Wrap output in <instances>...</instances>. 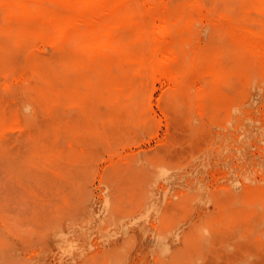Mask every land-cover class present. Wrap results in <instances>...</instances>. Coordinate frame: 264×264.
<instances>
[{
	"label": "rangeland",
	"instance_id": "rangeland-1",
	"mask_svg": "<svg viewBox=\"0 0 264 264\" xmlns=\"http://www.w3.org/2000/svg\"><path fill=\"white\" fill-rule=\"evenodd\" d=\"M154 1L120 6L143 40L116 35L151 56L166 27L173 78L119 56L92 65L51 43L48 22L0 5V264H264V64L229 28L263 32L264 14L247 0Z\"/></svg>",
	"mask_w": 264,
	"mask_h": 264
},
{
	"label": "bare ground",
	"instance_id": "bare-ground-1",
	"mask_svg": "<svg viewBox=\"0 0 264 264\" xmlns=\"http://www.w3.org/2000/svg\"><path fill=\"white\" fill-rule=\"evenodd\" d=\"M47 0H0V5L4 6L6 14L8 17L13 18L16 16H20L23 20L26 19H34L38 18L41 19L45 22H48L52 26V30L47 34L48 39L51 41L53 44H57L58 42H74L76 43V47L80 48L87 56V60H89V63L92 65H96L97 62L100 60L103 61L106 64H109L112 62L111 60L113 59L114 56L118 58V56L126 61V62H131V61H138V63L141 65L140 70L142 71L143 67H148L151 70V73L153 75V79H156L160 75H165L168 78H173L172 77V72L170 69H166L168 64L170 63L171 57H167L166 53L164 52V40H163V34L166 33L167 28L162 27L159 32H157L161 37L158 35H153L152 40L154 42V46L152 47V55L147 56L144 53H136V54H131L129 51V48L122 42L121 39L118 38L116 35V32L118 31L117 29L119 27H124V26H131L133 29L135 28L136 33H137V38L139 41L143 40L147 35L148 32L146 31V26L145 24L136 19L135 15L132 13H123L120 10V6L123 4H128L130 0H49L51 2V6L47 5L45 2ZM144 1V0H143ZM147 0H145L146 3ZM156 2L158 0H155ZM154 1V2H155ZM189 1V0H188ZM197 2L196 0H194ZM245 1V0H244ZM149 2V0H148ZM153 2V1H152ZM154 3L155 8L157 7L159 10V4ZM194 2V5H195ZM162 4V0L160 2ZM193 3V2H192ZM191 3V4H192ZM130 4V3H129ZM153 3H151L152 5ZM157 4V5H156ZM160 4V5H161ZM197 4V3H196ZM235 4V3H234ZM230 4V5H234ZM220 5V4H219ZM223 5V4H222ZM221 5V6H222ZM254 7L257 11L261 12L264 14V0H247V7ZM159 6V7H158ZM163 6V5H162ZM193 6V5H192ZM196 6V5H195ZM153 7V6H152ZM199 7V6H198ZM196 10H199L198 8ZM217 7V6H216ZM194 8V7H193ZM150 9V8H148ZM162 9V8H161ZM223 9V7H222ZM225 9V8H224ZM132 11V9H131ZM140 11V10H139ZM158 12V11H157ZM198 12V11H196ZM204 12H206L204 10ZM135 13V12H134ZM159 13V12H158ZM201 13V9L199 11V15ZM156 14V13H155ZM213 14V13H212ZM216 14V12L214 13ZM220 14V12H219ZM218 14V15H219ZM1 15V14H0ZM202 15H205V13H202ZM221 15V14H220ZM219 15V16H220ZM223 16V15H222ZM225 16V15H224ZM259 16H261L259 14ZM258 16V17H259ZM154 18V16H153ZM157 18V17H156ZM155 18V19H156ZM159 18V17H158ZM157 18V19H158ZM163 18V17H162ZM209 18V16L207 17ZM206 18V19H207ZM211 19L213 18L210 16ZM221 18V17H219ZM225 18V17H224ZM231 18V17H230ZM260 18V17H259ZM262 18V17H261ZM153 20L154 22L157 20ZM202 19V17H201ZM159 20V19H158ZM200 20V16L199 19ZM216 20V19H215ZM219 20V19H218ZM217 22L219 23V21ZM224 20V19H220ZM261 20V19H260ZM150 21V20H149ZM152 21V22H153ZM212 21V20H211ZM227 22V19L224 20ZM264 22V20H262ZM153 22V23H154ZM158 22V21H157ZM201 22H203L201 20ZM206 22V21H204ZM210 22V20H209ZM262 22V23H263ZM42 23V22H41ZM208 23V20L207 22ZM221 23V22H220ZM229 23V22H228ZM241 23V21H240ZM155 24V23H154ZM152 24V25H154ZM158 24V23H157ZM162 24V23H159ZM198 24V23H196ZM205 24V23H204ZM227 24V23H226ZM223 25V24H222ZM155 26V25H154ZM158 26V25H157ZM155 26V27H157ZM159 28L161 26H158ZM208 28V27H207ZM230 28V33L232 34L233 39L237 42V44L240 46L243 45L245 46L249 52L256 57L257 62L260 61L261 63L264 64V31L263 32H255L243 27L238 26L235 24L233 21L230 22L229 24ZM123 30V29H122ZM153 30V29H152ZM150 30V31H152ZM155 30V28H154ZM205 30V29H204ZM133 31V30H132ZM158 31V30H157ZM122 32V31H121ZM134 32V31H133ZM127 33V32H126ZM152 33V32H151ZM156 33V32H155ZM161 33V34H160ZM204 33V31L202 32ZM206 33V32H205ZM229 33V34H230ZM230 34V35H231ZM37 36V35H36ZM126 38V37H125ZM230 38V37H229ZM40 39V38H39ZM151 39V38H150ZM166 39V38H165ZM44 40V39H43ZM177 41V40H176ZM197 41V40H195ZM194 41V42H195ZM204 42V41H202ZM47 43V42H46ZM134 43V42H133ZM142 44V43H141ZM193 44V43H192ZM225 44V43H223ZM42 45V44H41ZM71 45V44H70ZM135 45V43H134ZM185 45V44H184ZM191 45V44H190ZM189 45V46H190ZM52 46V45H51ZM55 47V45H53ZM72 46V45H71ZM132 46V45H131ZM187 46V45H186ZM187 46V47H189ZM199 46V45H198ZM169 47V46H168ZM226 47V46H224ZM241 47V46H240ZM41 49V48H40ZM39 49V50H40ZM79 49V50H80ZM78 50V51H79ZM80 50V51H81ZM167 50V49H166ZM189 50V49H188ZM193 50V49H191ZM244 50V48H243ZM246 50V49H245ZM44 51V49H43ZM171 51V50H170ZM178 51V50H177ZM247 51V50H246ZM24 52V51H23ZM196 52V51H195ZM173 53V52H172ZM171 53V54H172ZM249 53V54H250ZM25 54V53H24ZM29 54V53H28ZM248 54V52H247ZM173 55V54H172ZM225 57V55H224ZM189 58V56H188ZM187 59V58H185ZM86 60V61H87ZM118 61V60H117ZM186 61H189L188 59ZM256 62V60H255ZM212 63V62H211ZM215 63V62H214ZM228 63V62H227ZM52 64V62H51ZM102 64V62H101ZM112 64V63H110ZM131 64V63H130ZM208 64V63H207ZM231 64V63H230ZM113 65V64H112ZM111 65V66H112ZM134 65V64H132ZM189 65V64H188ZM192 65V64H191ZM199 65V64H198ZM232 65V64H231ZM134 67V66H133ZM196 67V66H195ZM136 68V67H135ZM139 69V68H137ZM262 69V68H261ZM104 70V68H103ZM102 70V71H103ZM201 70V69H200ZM203 70V69H202ZM112 71V70H111ZM110 71V72H111ZM256 71V70H255ZM258 71V70H257ZM256 71V72H257ZM264 71V70H263ZM113 72V71H112ZM135 72V71H134ZM137 72V71H136ZM146 72V70H145ZM148 72V71H147ZM190 72V71H189ZM207 72V71H206ZM203 73V72H202ZM189 74V73H188ZM264 74V72H263ZM91 75V74H90ZM119 75V74H118ZM133 75V74H132ZM137 75V74H136ZM149 75V74H148ZM255 75V73H254ZM253 76L254 79H256V76ZM150 76V75H149ZM190 76V75H188ZM192 76V75H191ZM264 76V75H263ZM151 77V76H150ZM260 77V76H259ZM138 78V77H136ZM142 79V78H141ZM188 79V77L186 78ZM253 79V80H254ZM4 80V79H3ZM131 80V79H129ZM140 80V78H139ZM143 80V79H142ZM175 80H177V77H175ZM196 80V79H195ZM91 81V80H90ZM182 81V80H181ZM261 81V80H260ZM264 81V80H263ZM154 82V80H153ZM190 82V81H189ZM235 82V81H234ZM255 81H253L252 84H254ZM152 83V81H151ZM176 83V82H175ZM204 83V82H203ZM264 83V82H263ZM155 84V83H154ZM179 84V83H178ZM183 84V83H182ZM262 84V82L260 83ZM264 85V84H263ZM262 85V87H263ZM81 86V85H80ZM194 86V85H193ZM198 86V85H197ZM246 86V85H245ZM252 87L254 85H251ZM251 87V88H252ZM202 88V86H201ZM227 88V87H226ZM197 89V88H196ZM225 89V88H224ZM189 90V89H188ZM192 90V89H191ZM198 90V89H197ZM200 90V89H199ZM198 90V91H199ZM258 90V89H257ZM260 91L261 88H259ZM173 91V90H172ZM190 91V90H189ZM202 91V89H201ZM200 91V92H201ZM52 92V91H51ZM191 92V91H190ZM194 92V91H193ZM253 92V91H252ZM259 92V91H258ZM58 93V92H57ZM139 93V92H138ZM260 93V92H259ZM189 94V93H188ZM202 94V93H200ZM58 95V94H57ZM139 99L141 97V94H139ZM175 95V94H174ZM195 96V94H193ZM259 95V94H258ZM252 96V95H251ZM192 97V96H190ZM149 97V102H150ZM174 98V96H172ZM189 98V97H188ZM192 99V98H191ZM195 100V98H193ZM252 100V98H250ZM12 100V99H11ZM205 100V99H204ZM250 100V101H251ZM122 101V100H121ZM174 101V100H173ZM255 101V100H254ZM162 102V101H161ZM164 102V101H163ZM175 103V101H174ZM191 103V100H190ZM250 103V102H249ZM249 103H247L249 105ZM254 103V102H253ZM256 103V102H255ZM263 103V102H262ZM148 104V103H147ZM163 104V103H162ZM198 104V103H197ZM244 105V104H243ZM253 105V104H252ZM255 105V104H254ZM27 106V105H26ZM113 106V105H112ZM151 106V105H150ZM149 106V107H150ZM246 106V105H245ZM148 107V106H147ZM181 108L180 106H178ZM191 107V106H190ZM187 109H191V108ZM195 108V106H193ZM232 107V106H231ZM28 108V107H27ZM178 108V109H179ZM234 108V107H233ZM237 108V107H236ZM25 110V108H23ZM238 109V108H237ZM115 110V109H114ZM234 110V109H233ZM135 111V110H134ZM177 111V110H176ZM191 111V110H190ZM216 111V110H215ZM232 111V110H231ZM236 111V109H235ZM129 112V111H128ZM147 111H145L146 113ZM180 112V111H179ZM238 112V110L236 111ZM242 112V111H241ZM252 112V110H251ZM191 113V112H190ZM234 113V112H233ZM240 113V111L238 112ZM253 113V112H252ZM119 114V113H118ZM147 114V113H146ZM187 115L189 113H186ZM192 115V113H191ZM189 115V116H191ZM64 116V115H63ZM180 117V114H178ZM193 116V115H192ZM237 116V115H236ZM240 116V115H239ZM242 116V115H241ZM208 117V116H207ZM167 118H169L167 116ZM31 119V118H30ZM191 120L193 118H190ZM196 119V118H194ZM199 119V118H197ZM239 119V118H238ZM241 119V118H240ZM246 119L249 120V118L246 117ZM202 120V119H200ZM230 120V119H229ZM245 121V120H244ZM251 121V120H249ZM144 122V121H143ZM142 122V123H143ZM193 122V120H192ZM197 122V121H194ZM205 122V121H204ZM118 123V122H117ZM140 123V122H138ZM137 124V122H136ZM144 124V123H143ZM150 124V123H147ZM188 124V123H187ZM119 125V124H118ZM151 125V124H150ZM149 125V126H150ZM146 126V125H145ZM189 126V125H188ZM194 126V125H193ZM151 127V126H150ZM146 128V127H145ZM188 128V127H187ZM190 128V127H189ZM148 129V127H147ZM151 129V128H150ZM149 130V129H148ZM202 131V130H201ZM132 132V131H131ZM190 132V130H189ZM237 132V131H236ZM40 133V132H39ZM41 134V133H40ZM39 134V135H40ZM42 135V134H41ZM243 135V134H242ZM190 136V135H189ZM210 136V135H209ZM42 137V136H41ZM172 137V136H171ZM191 137V136H190ZM192 139V138H191ZM171 140V139H170ZM212 142V141H211ZM235 142V141H234ZM65 143V142H64ZM210 145V144H209ZM211 147V146H210ZM205 150V149H204ZM203 150V151H204ZM212 150V149H211ZM211 153V151H209ZM202 153V152H201ZM207 154V153H206ZM168 156V155H166ZM170 156V155H169ZM208 156V155H207ZM206 156V157H207ZM239 156V155H238ZM208 159V158H207ZM170 161V160H169ZM165 162V161H164ZM203 163V162H202ZM201 163V165H202ZM162 164V163H161ZM164 164V163H163ZM173 164V163H172ZM208 164V163H207ZM167 164H164V166ZM163 166V165H162ZM173 167V166H172ZM171 167V168H172ZM183 167V166H182ZM170 168V167H168ZM184 168V167H183ZM127 170V174H128ZM126 171L124 172V174ZM254 182V181H253ZM257 182V181H256ZM261 183V182H260ZM262 184V183H261ZM197 192V191H196ZM198 193V192H197ZM181 195V194H180ZM199 195V194H198ZM197 195L198 199L199 196ZM193 197V196H192ZM196 197V196H195ZM194 200V199H193ZM188 202V201H187ZM195 201H192L193 203ZM237 202V201H236ZM180 203V202H179ZM200 204V203H199ZM188 205V204H187ZM183 206V205H182ZM188 207V206H187ZM257 207V205H256ZM260 207V206H258ZM183 208V207H182ZM172 211V208H170ZM184 209V208H183ZM186 209V208H185ZM260 209V208H259ZM180 211V210H179ZM182 211V210H181ZM174 212V211H173ZM185 212V211H184ZM167 214V213H166ZM188 214V213H187ZM250 215V214H249ZM156 216V215H155ZM259 217V216H258ZM177 222V221H176ZM173 225V224H172ZM262 225V224H261ZM260 225V226H261ZM169 226V224H168ZM197 226V225H196ZM199 228H202L199 227ZM209 229V228H208ZM203 231V229H201ZM206 231V230H205ZM162 233L165 231H161ZM171 232V231H170ZM173 232V230H172ZM201 232V231H199ZM161 233V235H162ZM202 233V232H201ZM207 233V232H204ZM144 234V233H143ZM200 234V233H199ZM157 235V234H156ZM158 235H160L158 233ZM165 235V234H164ZM208 233L204 236L206 237ZM177 237V233H176ZM209 237V235H208ZM207 237V239H209ZM263 237V236H262ZM190 238V237H189ZM203 238V236H202ZM206 239V238H205ZM177 241V240H176ZM186 241V240H185ZM202 241V240H201ZM203 242V241H202ZM206 242H208L206 240ZM190 242H187L186 244L190 246ZM159 244V243H158ZM185 244V243H184ZM206 244V243H205ZM164 245V244H162ZM166 247L169 246L168 244L165 245ZM164 246V247H165ZM208 246V245H207ZM165 247V248H166ZM185 247V245H184ZM68 248V247H67ZM190 247H187L189 249ZM159 249V248H158ZM163 251V249L161 247ZM160 249V250H161ZM170 249V248H169ZM185 249V248H183ZM192 249V248H191ZM201 249V248H200ZM180 250V248H178ZM66 251V250H65ZM68 251V250H67ZM169 251V250H168ZM206 251V250H205ZM167 252V249H166ZM179 252V251H177ZM71 253V252H69ZM165 253V252H164ZM163 253V254H164ZM206 253V252H205ZM172 254V253H171ZM180 254V253H179ZM184 254V251H183ZM189 254V252H188ZM199 254V253H198ZM162 256V253L160 254ZM205 255V254H204ZM160 256V257H161ZM173 257L175 254L172 255ZM181 256V254L179 255ZM185 256V255H184ZM190 256V254L188 255ZM201 256V255H200ZM199 256V257H200ZM183 259V256H181ZM176 258V257H175ZM174 258V259H175ZM202 258V256L200 257ZM251 258V257H249ZM167 259V258H166ZM173 259V260H174ZM188 259V258H186ZM198 259V258H197ZM172 260V259H171ZM172 260V261H173ZM185 260V257L184 259ZM196 260V258H195ZM185 262L187 263L188 260ZM192 262V261H191ZM195 262V261H194ZM207 262V261H206ZM109 263V262H108ZM162 263V262H161ZM199 263V262H197ZM163 264V263H162ZM194 264V263H192Z\"/></svg>",
	"mask_w": 264,
	"mask_h": 264
}]
</instances>
